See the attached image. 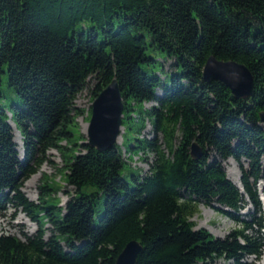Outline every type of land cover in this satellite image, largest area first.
<instances>
[{
	"label": "trees",
	"instance_id": "trees-1",
	"mask_svg": "<svg viewBox=\"0 0 264 264\" xmlns=\"http://www.w3.org/2000/svg\"><path fill=\"white\" fill-rule=\"evenodd\" d=\"M148 48L179 70L170 85ZM209 56L246 66L252 96L237 100L219 82H204ZM4 66L21 103H0V212L20 210L37 231L1 235L0 264H115L130 241L141 246L135 264H245L261 256L264 0H0V82ZM114 78L124 104L122 142L98 152L76 130L84 111L74 100L89 79L94 100ZM145 121L152 139L140 137ZM52 150L73 188L64 207L53 204L48 182L37 202L21 191ZM140 152L154 155L142 176L124 160ZM229 159L242 190L226 177ZM248 203L254 211L241 218ZM198 204L238 229L224 238L195 229Z\"/></svg>",
	"mask_w": 264,
	"mask_h": 264
},
{
	"label": "rangeland",
	"instance_id": "rangeland-1",
	"mask_svg": "<svg viewBox=\"0 0 264 264\" xmlns=\"http://www.w3.org/2000/svg\"><path fill=\"white\" fill-rule=\"evenodd\" d=\"M147 55L151 58L156 59L157 64L156 68L158 69V76L164 80V83L170 85L172 73L179 72L178 69H172V61L166 60L163 54L158 52H151L150 48L146 51ZM163 64V72L161 71L160 65ZM4 73L1 75L0 82V103L3 107L10 109L12 105L18 106L21 101L18 96L8 87V78L6 66H4ZM143 71L146 74H151L150 68L148 66H142ZM95 83L93 80H88L83 90L77 94L74 105L78 109H82L84 113L79 115L76 118V130L83 137V141H87L85 134L87 124L89 123L90 116H88L87 110L93 102L91 97V90L94 88ZM159 92V91H158ZM160 94V93H159ZM154 103H144L142 107L148 109L154 106ZM132 117L136 119L135 113ZM85 126V129L83 128ZM84 129V131H83ZM124 128L121 133V139L119 145L122 142V135ZM147 139H152L154 136L152 134V128L148 121H145V128L143 129L141 136ZM20 140L19 136L16 134V141ZM161 141V137L159 139ZM17 143V142H16ZM21 158L23 154L19 155ZM49 163L43 164L35 174H33L29 179H27L22 186V193L27 200L31 202H37L38 197V187L39 185L48 182L55 189L53 197L51 200L53 204H56L58 207H64L66 202L69 200L70 196L73 193V188L66 185V169L65 162L57 151H49L47 153ZM154 159L153 153L144 154L140 152L138 155L128 157L124 155V160L127 165L134 169L140 170V175H145L148 172L149 166ZM222 166L225 170L227 179L232 183V179L237 178L240 181L241 173L238 168L237 163L232 160H226L222 163ZM42 170V171H41ZM102 208V202L99 209ZM252 206L248 203L246 208L238 214L241 218H245L246 214L253 213ZM98 213H96V216ZM192 223L195 225V229L203 228L207 230L212 236L217 238H224L227 234L232 232L235 229H238V226L231 221L230 219L216 213L211 207H206L202 204L197 205V210L193 218L191 219ZM37 231V226L31 222L20 210H14L9 207L5 211L0 212V236L1 235H11L18 238H22L21 234L30 236ZM48 235V234H47ZM264 258V248L262 254L259 258L249 257L246 258L245 264H258ZM213 264H232L226 259L216 260Z\"/></svg>",
	"mask_w": 264,
	"mask_h": 264
},
{
	"label": "water",
	"instance_id": "water-1",
	"mask_svg": "<svg viewBox=\"0 0 264 264\" xmlns=\"http://www.w3.org/2000/svg\"><path fill=\"white\" fill-rule=\"evenodd\" d=\"M204 82L216 81L227 88L237 100H245L253 94V77L248 68L235 61L217 60L209 56L202 68ZM90 120L85 131L89 147L98 152H105L119 144L123 130V99L116 79L112 81L94 98L90 106ZM260 123L264 125V113L260 114ZM202 150L196 142L190 147V156L197 160ZM242 190L241 186L238 187ZM141 246L130 241L116 258L115 264H135Z\"/></svg>",
	"mask_w": 264,
	"mask_h": 264
},
{
	"label": "bare ground",
	"instance_id": "bare-ground-1",
	"mask_svg": "<svg viewBox=\"0 0 264 264\" xmlns=\"http://www.w3.org/2000/svg\"><path fill=\"white\" fill-rule=\"evenodd\" d=\"M83 128L85 129V126H83ZM84 129H83V131H84ZM20 139V138H19ZM120 139L121 138H119L118 140L120 141ZM17 142V144H18V146H20L21 148H22V145H21V142H20V140H17L16 141ZM20 147H19V150H18V152H19V154L21 155L22 154V150L20 149ZM42 171V170H41ZM232 181V183L237 187H240V182L237 180V178H235L234 180L232 179L231 180ZM258 264H264V258L258 263Z\"/></svg>",
	"mask_w": 264,
	"mask_h": 264
}]
</instances>
